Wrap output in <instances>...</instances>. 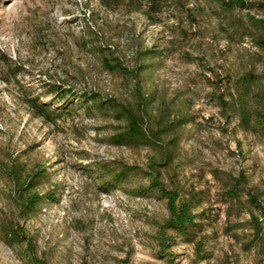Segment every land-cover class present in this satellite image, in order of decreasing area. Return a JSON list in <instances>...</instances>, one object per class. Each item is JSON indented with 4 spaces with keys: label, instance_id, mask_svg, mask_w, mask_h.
<instances>
[{
    "label": "rangeland",
    "instance_id": "rangeland-1",
    "mask_svg": "<svg viewBox=\"0 0 264 264\" xmlns=\"http://www.w3.org/2000/svg\"><path fill=\"white\" fill-rule=\"evenodd\" d=\"M104 1L0 0V229L19 225L49 264H166L157 238L166 201L147 188L155 166L200 202L199 224L170 249L177 264H264V217L254 210L256 231L248 199L264 205V137L220 102L258 74L249 97L258 106L264 48L253 17L264 19V0ZM143 101L147 139L116 144L127 125L116 108ZM37 103L55 112L42 116ZM20 168L42 174L29 217L9 176ZM25 247L0 231V264H27Z\"/></svg>",
    "mask_w": 264,
    "mask_h": 264
},
{
    "label": "trees",
    "instance_id": "trees-1",
    "mask_svg": "<svg viewBox=\"0 0 264 264\" xmlns=\"http://www.w3.org/2000/svg\"><path fill=\"white\" fill-rule=\"evenodd\" d=\"M104 1V0H103ZM151 5L154 1L151 0ZM238 4H243L242 0H237ZM104 3L107 5L106 0ZM261 4V3H260ZM264 6V3H262ZM150 10L146 13L150 15ZM253 25L257 29L254 37L256 44L264 48V19L254 18ZM104 62L107 67L113 70H120L124 74L127 72L125 67L120 63H112L111 59L104 57ZM261 75L249 74L237 79L233 85V89L229 91L230 98L226 100L223 96L220 98L221 106L227 110H233L239 115V123L245 130L256 129L264 137V90L260 92V99L256 109L250 108L249 97L252 93L253 86L261 84ZM230 81V79H229ZM232 88V87H231ZM96 100L98 95L93 96ZM142 103V102H141ZM114 104V103H113ZM42 116L49 117V114L55 112L54 109H49L41 104H35ZM119 112V117H124L127 120L126 129L114 135V142L116 144H137L147 139L148 135L144 128L146 111L144 110V101L137 111L131 108H116ZM115 172V173H114ZM108 174L113 175L116 181H122L127 178V171L121 170L119 172L109 170ZM42 174L34 173L28 179L25 177L23 169H13L9 173L13 182V195L18 208L25 217L33 215L39 208L42 202V194L36 190L38 184L37 178ZM150 177L148 190L156 192L165 201L168 210V216L159 224L158 244L159 256L165 259L166 264H177L175 256L171 247L175 244L176 237L188 236L192 229L199 224L197 221L198 211L196 210L200 202L194 197H186L182 195L177 188L168 187L161 179V171L159 168L153 166L152 171H149ZM229 189V196L238 198L240 191L243 190L242 184L246 183V177L243 173L240 174ZM248 199L253 209L250 210L251 223L256 231L261 229V224L258 216L254 210L259 211L260 215L264 217V205L260 197L252 192H248ZM3 238L10 244L26 243L24 249L25 255L28 258L27 264H49L44 258L40 257L32 245L31 239L26 235L25 231L19 225L16 227H3L0 229ZM169 231H173L170 234Z\"/></svg>",
    "mask_w": 264,
    "mask_h": 264
}]
</instances>
